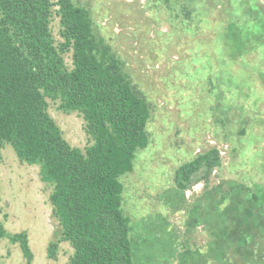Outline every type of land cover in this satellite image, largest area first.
<instances>
[{"label": "trees", "instance_id": "16d2710c", "mask_svg": "<svg viewBox=\"0 0 264 264\" xmlns=\"http://www.w3.org/2000/svg\"><path fill=\"white\" fill-rule=\"evenodd\" d=\"M211 1H182L189 32L200 33V52L186 61L180 77L187 95L201 96L199 116L207 122L210 115L216 129L252 143L242 149L245 162L263 161L257 181L244 176L233 181L238 188L231 195L217 189L216 200L205 190L187 204L189 221L218 219L209 246L219 235V264H264V4L230 0L213 18ZM54 14L60 18L59 43L51 27ZM201 68L204 75L194 72ZM49 100L84 118L92 144L83 150L65 139ZM151 116L149 101L123 59L98 36L86 7L74 0H0V153L10 145L21 163L40 168L52 190L61 239L49 244V258L57 259L60 241H66L73 249L68 264H134L120 178L134 171L139 151L152 154ZM220 161L212 148L181 164L174 172L178 198L195 185L199 172L207 179ZM243 192L253 197L250 205L241 204ZM0 239L20 248L24 264H34L27 232L10 233L0 221Z\"/></svg>", "mask_w": 264, "mask_h": 264}, {"label": "rangeland", "instance_id": "374dc122", "mask_svg": "<svg viewBox=\"0 0 264 264\" xmlns=\"http://www.w3.org/2000/svg\"><path fill=\"white\" fill-rule=\"evenodd\" d=\"M74 1L90 11L96 33L123 59L124 69L152 108V154L139 151L135 172L120 178L125 187L123 211L130 218L134 264H219V235H213L209 246L210 229L219 225L218 219L209 215L200 222L196 218L189 221L187 204L205 190H210L215 198L217 189L221 195H231L238 188L233 181H243L244 176L257 181L255 175L263 159L245 162L247 156L242 149L252 143L216 129L210 115L205 122L199 116L203 107L196 104L201 96L197 91L193 96L187 95L189 87L180 76L186 61L200 52L196 50L200 33L195 37L189 32L191 21L185 15L183 0ZM259 1L264 4V0ZM193 2L200 4V0ZM229 3L230 0H214L213 18ZM51 27L57 43L61 42L60 18L56 14ZM65 60L71 68V52L65 54ZM199 60L211 62L203 56ZM209 66L208 63L204 68ZM204 68L194 72L204 75ZM49 103L51 116L71 145L84 150L92 144L80 114L65 113L57 103ZM224 145L228 149L220 155L219 166L207 179L200 178L205 171L199 172L195 185L185 192L184 198H178L175 170L197 155ZM51 191L42 181L38 166L21 163L10 145L1 150L0 221L10 233L29 234L34 264H68L73 253L68 242L60 241L57 259L48 257L49 244L61 239V227L49 201ZM239 198L242 205L253 201L246 192L240 193ZM0 264H24L20 248L6 239H0Z\"/></svg>", "mask_w": 264, "mask_h": 264}, {"label": "built area", "instance_id": "2783aa9c", "mask_svg": "<svg viewBox=\"0 0 264 264\" xmlns=\"http://www.w3.org/2000/svg\"><path fill=\"white\" fill-rule=\"evenodd\" d=\"M226 149H228V146L227 145L218 147V151H219V153H220L221 156L226 154Z\"/></svg>", "mask_w": 264, "mask_h": 264}]
</instances>
